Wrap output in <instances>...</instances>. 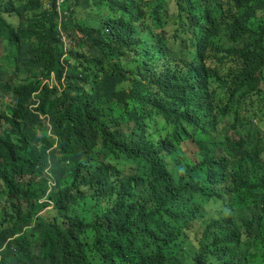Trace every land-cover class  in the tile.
Here are the masks:
<instances>
[{
	"label": "trees",
	"instance_id": "1",
	"mask_svg": "<svg viewBox=\"0 0 264 264\" xmlns=\"http://www.w3.org/2000/svg\"><path fill=\"white\" fill-rule=\"evenodd\" d=\"M0 264H264V0H0Z\"/></svg>",
	"mask_w": 264,
	"mask_h": 264
},
{
	"label": "rangeland",
	"instance_id": "2",
	"mask_svg": "<svg viewBox=\"0 0 264 264\" xmlns=\"http://www.w3.org/2000/svg\"><path fill=\"white\" fill-rule=\"evenodd\" d=\"M183 151L186 153V155L195 160L196 159V152H197V148L195 147L194 144L190 143V142H185L182 146ZM225 184V182H223V185Z\"/></svg>",
	"mask_w": 264,
	"mask_h": 264
},
{
	"label": "clouds",
	"instance_id": "3",
	"mask_svg": "<svg viewBox=\"0 0 264 264\" xmlns=\"http://www.w3.org/2000/svg\"><path fill=\"white\" fill-rule=\"evenodd\" d=\"M63 0H59V2H62ZM63 41L65 42V44L67 45L68 44V40L66 39V37L63 35ZM53 77L54 76H52V79H51V83L53 82ZM46 82H48V81H45V83ZM196 147V146H195ZM196 154H197V152H196Z\"/></svg>",
	"mask_w": 264,
	"mask_h": 264
}]
</instances>
